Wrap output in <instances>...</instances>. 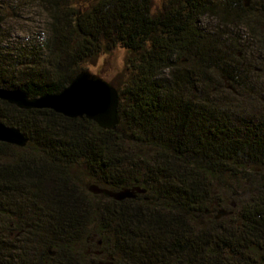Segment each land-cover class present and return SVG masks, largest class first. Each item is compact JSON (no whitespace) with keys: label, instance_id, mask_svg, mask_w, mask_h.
<instances>
[{"label":"trees","instance_id":"1","mask_svg":"<svg viewBox=\"0 0 264 264\" xmlns=\"http://www.w3.org/2000/svg\"><path fill=\"white\" fill-rule=\"evenodd\" d=\"M40 2L45 51L0 46V87L60 93L83 61L117 45L132 54L131 78L124 89L110 82L114 128L0 99V118L30 139L0 142V264L20 246L2 231L14 227L27 230L28 264H91L100 247L117 264H264V116L224 111L219 95L237 97L242 75L264 73V0ZM250 12L258 47L247 62L225 33L201 27L204 17L233 27ZM86 178L146 192L118 201Z\"/></svg>","mask_w":264,"mask_h":264},{"label":"rangeland","instance_id":"2","mask_svg":"<svg viewBox=\"0 0 264 264\" xmlns=\"http://www.w3.org/2000/svg\"><path fill=\"white\" fill-rule=\"evenodd\" d=\"M154 3L161 5V0H154ZM252 4L257 6L254 2ZM251 19L252 13L250 12L249 16L240 19L238 25L233 27L224 26V28L217 30L214 27L218 24V20L211 17H204L201 21V27H205L211 35L215 32L220 34L222 32L225 33L221 41L225 45L234 43L236 45L235 53H238L237 55L241 58L243 57L244 61L249 59L248 56L253 51H257L258 47L256 45L258 39L253 37L251 30ZM48 36L49 14L40 0H0V46L9 47L10 50L16 53L22 51L24 47H28L29 51H33L34 49L36 51L37 49L41 53H44V41ZM131 56L132 54L121 45L108 49L103 47L93 57L83 61L82 68L89 71L92 75L101 77L109 83H113L119 89H124L129 78H131ZM261 65L263 66V64L256 63V66ZM212 73L214 83H218L220 77L214 74V72ZM259 73L246 72L242 75V78L245 80V85L239 89L240 93L242 92L239 96L229 97L226 91L223 94L219 93L222 102L224 101L225 103L228 100L227 106L223 107L224 111L228 108L233 112H239L245 115L264 116V73ZM225 84L227 85V89H232L233 86L231 83L227 84L226 82ZM84 184L89 187L90 192L95 193L94 191L98 190L99 192L97 194L108 192L112 196L113 193L121 190L105 187L88 178L85 179ZM101 243L99 242V244ZM85 247L88 248V250L86 248L85 250L89 254L93 251L90 244ZM99 249L104 250L105 254H101L100 257L95 259L94 264L110 262L117 264L118 261H113L109 256L110 254L108 255L110 251L108 247H100ZM92 258L94 259L95 257L91 255L88 260L91 261Z\"/></svg>","mask_w":264,"mask_h":264},{"label":"water","instance_id":"3","mask_svg":"<svg viewBox=\"0 0 264 264\" xmlns=\"http://www.w3.org/2000/svg\"><path fill=\"white\" fill-rule=\"evenodd\" d=\"M250 2L251 0H246L247 7ZM0 99L22 109H51L69 118H87L105 127L114 128L120 123L119 91L108 81L92 75L87 70L81 71L60 93L31 97L22 88L0 87ZM0 142L26 147L30 139L20 128L9 126L0 118ZM145 192L146 190L141 187L124 188L113 193L112 197L124 201L135 199Z\"/></svg>","mask_w":264,"mask_h":264},{"label":"flooded vegetation","instance_id":"4","mask_svg":"<svg viewBox=\"0 0 264 264\" xmlns=\"http://www.w3.org/2000/svg\"><path fill=\"white\" fill-rule=\"evenodd\" d=\"M2 231L3 232L5 231L6 233L8 232L12 236H14V239L17 240V245H20V246H17V247H19L18 249H16V250L14 249L12 252L11 257H12L13 262H3V263H6V264H28L27 261L24 260V255L22 254L23 242L21 241V243H20V241H19L20 235L26 233L27 230H19L18 228L14 227V228H12V230H9L8 228L7 229L4 228ZM56 254H57V251L51 250V249L48 250V252H47V255L49 257H54ZM91 264H94V260L91 261Z\"/></svg>","mask_w":264,"mask_h":264}]
</instances>
